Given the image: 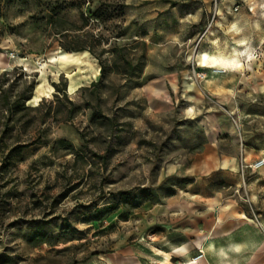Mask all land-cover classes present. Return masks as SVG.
I'll return each mask as SVG.
<instances>
[{
	"label": "rangeland",
	"instance_id": "374dc122",
	"mask_svg": "<svg viewBox=\"0 0 264 264\" xmlns=\"http://www.w3.org/2000/svg\"><path fill=\"white\" fill-rule=\"evenodd\" d=\"M0 77L36 81L0 122V264H264V0H0ZM211 197L253 222L199 233Z\"/></svg>",
	"mask_w": 264,
	"mask_h": 264
},
{
	"label": "crops",
	"instance_id": "0c3cea01",
	"mask_svg": "<svg viewBox=\"0 0 264 264\" xmlns=\"http://www.w3.org/2000/svg\"><path fill=\"white\" fill-rule=\"evenodd\" d=\"M175 74L177 73L171 72L166 76L150 80L144 85V90L147 91L149 89L168 88V84L172 86ZM203 122V125L205 127L204 134L206 140L212 145H216L222 134H233V132L235 131L233 123L227 117H224L220 114H210L206 116V118H204ZM200 179L203 180V178L201 177L195 180V186H193L192 189L193 192H195V194L199 196L204 195V193H206L205 187L203 188L201 186L202 181H199ZM207 179L212 183L224 181L229 184H234L238 180V176L233 170L226 171L222 169L221 171L212 174ZM216 199L217 197L208 198L207 202H212V206H208L209 210L207 209L202 210L200 212H196L195 204L193 203H186L184 206L181 207V209H183L181 211L189 214L188 224L191 225L194 229H196V231H198L199 233L205 232L208 234L215 232L218 234L222 233L221 229H226L227 233H232L236 228L244 227L253 222L252 219H249L246 214L242 211L240 212L239 210H237L235 214L234 211L228 213L222 208L218 209V202L216 201ZM213 207L217 208H215V210L212 212L210 209H214Z\"/></svg>",
	"mask_w": 264,
	"mask_h": 264
},
{
	"label": "trees",
	"instance_id": "16d2710c",
	"mask_svg": "<svg viewBox=\"0 0 264 264\" xmlns=\"http://www.w3.org/2000/svg\"><path fill=\"white\" fill-rule=\"evenodd\" d=\"M64 52L67 53H76L74 51H69L68 49L65 50L63 49ZM87 52V51H85ZM104 67L102 66L103 70ZM7 74L4 73L3 76H5ZM2 76V77H3ZM95 84V83H93ZM36 86V81H32L29 86H27L26 89H24L22 92H20L18 95L15 96V98H13V93H12V89L11 87L8 89H4L3 88V83L1 81V77H0V122L2 120V118L8 117L7 122L5 123V129H7L9 127V122H15V120L12 117H15L19 112H21L23 109L24 110H28L31 109L32 107H30L29 105H27V102L33 97V91L35 89ZM57 86V84L55 85ZM40 104H38L39 106ZM5 140L4 137L2 136L0 138V145L4 146L5 145ZM7 146V145H5Z\"/></svg>",
	"mask_w": 264,
	"mask_h": 264
},
{
	"label": "built area",
	"instance_id": "2783aa9c",
	"mask_svg": "<svg viewBox=\"0 0 264 264\" xmlns=\"http://www.w3.org/2000/svg\"><path fill=\"white\" fill-rule=\"evenodd\" d=\"M241 158L242 159H241L240 170H241L242 175L247 169L259 170V169L264 168V153L261 156H259L257 159L251 162L247 161V157L244 155H242Z\"/></svg>",
	"mask_w": 264,
	"mask_h": 264
},
{
	"label": "bare ground",
	"instance_id": "6f19581e",
	"mask_svg": "<svg viewBox=\"0 0 264 264\" xmlns=\"http://www.w3.org/2000/svg\"><path fill=\"white\" fill-rule=\"evenodd\" d=\"M66 54H68V53H66V52H62V55L64 56V55H66ZM199 57H201V64H203V65H207V63H204V62H207V55L206 54H200V56ZM52 59H54V60H57V56H54V57H52ZM41 85V84H40ZM39 86V85H38ZM192 112V111H191ZM168 256H170V258H171V255L170 254H168Z\"/></svg>",
	"mask_w": 264,
	"mask_h": 264
}]
</instances>
